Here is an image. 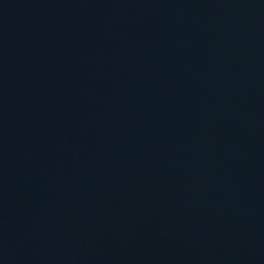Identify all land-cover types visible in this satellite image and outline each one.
I'll list each match as a JSON object with an SVG mask.
<instances>
[{
	"label": "water",
	"instance_id": "95a60500",
	"mask_svg": "<svg viewBox=\"0 0 264 264\" xmlns=\"http://www.w3.org/2000/svg\"><path fill=\"white\" fill-rule=\"evenodd\" d=\"M0 264H264V0H0Z\"/></svg>",
	"mask_w": 264,
	"mask_h": 264
}]
</instances>
